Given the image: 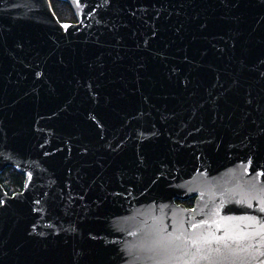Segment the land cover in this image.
Instances as JSON below:
<instances>
[{
  "label": "water",
  "instance_id": "obj_1",
  "mask_svg": "<svg viewBox=\"0 0 264 264\" xmlns=\"http://www.w3.org/2000/svg\"><path fill=\"white\" fill-rule=\"evenodd\" d=\"M64 1L73 23H61L50 0H0V120L10 149L0 154V171L12 166L24 175L11 195L0 184L2 264H75L81 250L101 246L113 264H259L264 157H249L236 131L246 130L249 112L250 127L264 119L245 103L249 91L264 97L254 71L264 56V0H238L231 8L221 0H187L184 8L181 0H173L175 8L164 3L158 40L149 31L157 24L151 8L130 15L148 7L138 0L119 7ZM197 16L208 21L205 32ZM237 33L247 70L229 127L213 123L209 93H218L217 72L231 83L229 49ZM113 37H122V46ZM34 70H47V77ZM185 77L194 83L185 87ZM149 142L153 149L141 165L136 153ZM81 144L93 155L77 164ZM187 198L190 207L178 202ZM33 220L43 235L27 240ZM121 251L125 259L115 255Z\"/></svg>",
  "mask_w": 264,
  "mask_h": 264
},
{
  "label": "snow or ice",
  "instance_id": "obj_2",
  "mask_svg": "<svg viewBox=\"0 0 264 264\" xmlns=\"http://www.w3.org/2000/svg\"><path fill=\"white\" fill-rule=\"evenodd\" d=\"M110 6L112 7H119V5L122 3V0H108ZM138 2L148 5V7L144 9H134L130 12L131 17L136 18L137 11H143L147 13L149 9L151 8L154 13L157 16V24L150 27L149 31L151 33V38L154 40H158L160 38V35L162 34V29L159 26V20L161 19V14H166L167 9L163 7L164 3H169L173 8L176 7V4L173 3V0H138ZM221 2L224 4V7L231 8L236 7L238 4V0H221ZM159 3L161 5V8L155 9L154 5ZM185 3H187V0H181L180 7L184 8ZM122 10V9H121ZM179 15V13H177ZM151 18V16L149 17ZM197 27L200 32H205L208 27V21L200 20V18L197 16ZM264 20V18H262ZM126 26V25H125ZM65 28L69 27L68 25H64ZM113 28H117V26L114 24ZM184 30V25L180 24L175 29V33L177 36H180V34ZM118 31V29H117ZM115 44L122 46V40L121 37L119 40H117L115 37H113ZM223 39V37H221ZM232 43L231 47L229 49L230 52V60L233 65V73L229 74L231 83H229L228 80H224L222 82V75L217 72L216 75V83L213 85L214 89L218 90V93L210 92L209 95H215V100L213 101L214 104V112H215V119L213 120V123H217V121L224 125L225 122H229L228 126L231 127V122L233 121L234 116L236 115L235 109H234V97L236 92L240 87H242V77L247 70V64L245 63L244 56L247 54V50L241 45L240 39H239V33L233 35L231 37ZM4 40L2 35H0V48L3 47ZM16 46L20 48L21 50L25 46V42L23 40H18L16 42ZM225 47L227 48V43L225 44ZM145 48H148V41H145ZM213 48H215V45H213ZM155 55H160L159 52L155 53ZM185 59H187V56L185 55ZM259 59V65L254 69L256 73H258V79L261 83H264V56H261ZM63 63V60L60 61ZM191 63V61H189ZM236 66H238V71H236ZM91 67V65H89ZM103 67V66H101ZM140 67H144V64H141ZM175 71V69H173ZM35 76L39 77L41 75H44L47 77V70L44 72H37L34 70L33 73ZM194 82L189 77H185V87H188L189 85H192ZM227 85V87H226ZM246 106L247 108H252L257 112H261L264 114V97H261L259 100H257L256 97L253 96L252 92L249 91L247 93L246 98ZM238 107V106H237ZM247 110V109H246ZM251 115L249 112L248 115L244 117V123L241 125L242 128L246 129L243 132L236 131L237 136H242V139L240 140L241 145L247 150L249 157H264V119H261L260 123L257 124L255 120H251L250 124L252 127L249 126L248 123V117ZM93 120H95V117H92ZM103 127V125H101ZM199 131V129H197ZM235 131V129H233ZM99 135V133H97ZM155 135V134H154ZM7 138V134L4 132L3 128V122L0 120V154H2L4 151L10 150L7 143H5V140ZM206 143H211V141H207ZM43 147V145H41ZM111 148V145H109ZM80 148L82 151L77 152L78 160L77 164H79L82 161H87L90 156L93 155L92 149L88 144H81ZM153 149V145L151 142L149 143H142L140 145V148L138 149L136 155L141 165L145 163V159L147 157V154ZM62 152V150L58 149ZM112 151H116V149H112ZM44 155H49V153L45 152ZM52 164H58L59 161L53 156L52 158ZM252 160L248 159V164L251 165ZM91 166V165H89ZM103 167V165H101ZM69 174L74 170L73 167H68L66 169ZM79 172V170L77 169ZM258 175L264 176V172L259 173ZM95 181H93L94 183ZM251 191H255V186H252ZM23 195V194H20ZM41 204V201L39 199L34 201V205L39 206ZM6 208V201L4 199H0V209ZM33 212H36L39 214L41 211L38 207H33L31 209ZM262 212H264V209H261ZM43 219V217H41ZM37 225L35 221L33 220L31 222V230H26L25 237L27 240H31L34 238L35 235H43V233H36ZM48 227H52V225H49ZM78 227V226H77ZM193 228H196L197 225L193 224ZM63 231H68V229H64ZM59 235V233H57ZM98 237L97 235H93L90 238L92 240H96ZM193 244L196 243V241H192ZM159 252L160 254H167L169 251L168 246L161 245L159 246ZM3 248L0 246V264H2L3 259ZM117 257L120 259H125L123 252H117L115 253ZM259 260V264H264V258L257 257ZM48 264H60V262L56 260L49 261ZM68 264H73V262H68ZM75 264H113V256L109 252V250L103 246H101L98 249H95L93 251H87V250H81L80 253L77 254V260L75 261Z\"/></svg>",
  "mask_w": 264,
  "mask_h": 264
},
{
  "label": "trees",
  "instance_id": "obj_3",
  "mask_svg": "<svg viewBox=\"0 0 264 264\" xmlns=\"http://www.w3.org/2000/svg\"><path fill=\"white\" fill-rule=\"evenodd\" d=\"M52 10L61 23H73L76 21L75 14L71 6L64 0H50ZM24 175L14 169L12 166H6L0 171V184L9 195L20 191L23 186ZM186 206H191L193 198L180 200Z\"/></svg>",
  "mask_w": 264,
  "mask_h": 264
}]
</instances>
